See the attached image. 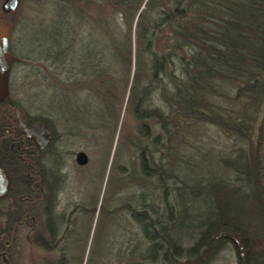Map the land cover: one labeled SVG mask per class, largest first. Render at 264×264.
<instances>
[{
	"label": "trees",
	"instance_id": "obj_1",
	"mask_svg": "<svg viewBox=\"0 0 264 264\" xmlns=\"http://www.w3.org/2000/svg\"><path fill=\"white\" fill-rule=\"evenodd\" d=\"M50 1L73 10L62 22L69 38L59 33L51 44L38 43L34 54L39 68L57 86L61 84L65 96L76 97L74 89L91 90L108 111L124 103L110 72L131 75L129 88L126 81L125 111L137 124L131 147L139 159L133 170L122 167L120 178L139 192L136 204L142 207L130 208L131 215L150 245L141 252L132 249L130 255L138 262L128 264H212L227 245L236 264H264V107L252 151L244 149L224 158V165L219 163L222 176H216L214 167L212 174H200L192 183L180 170L181 166L192 169L211 156L204 153L195 163L182 153L191 124L212 125L231 137L252 141L256 113L264 105V0ZM87 57L94 59L93 78L87 73ZM244 95L253 101L240 116L226 115L219 106L221 96L241 101ZM80 102L76 97L73 107L79 110ZM87 108L83 102L81 112ZM28 144L31 147L32 142ZM31 166L20 161L16 169L6 168L5 197L12 204L5 212L0 210L5 217L1 231L7 233L2 236L0 231V251L9 259L18 246L21 227L33 245L46 248L36 235L30 236L29 220L17 224L19 197L30 193ZM37 167L44 169L39 161ZM183 189L206 191L213 200V213L196 217L191 225L193 243L187 247L180 243L178 225L181 218L190 221L189 207L178 217L172 211L181 205ZM169 195L174 200L171 205L166 200ZM164 200L166 222H161L153 212L158 203L164 207ZM120 210H127V204L110 213ZM0 264H4L1 256Z\"/></svg>",
	"mask_w": 264,
	"mask_h": 264
},
{
	"label": "rangeland",
	"instance_id": "obj_2",
	"mask_svg": "<svg viewBox=\"0 0 264 264\" xmlns=\"http://www.w3.org/2000/svg\"><path fill=\"white\" fill-rule=\"evenodd\" d=\"M25 2L27 3L26 0H23L21 3L19 12V17L23 21L22 32L20 31L22 52L26 58H23L19 69L18 77L21 79V86L18 99L22 109L30 118L37 117L47 119L49 122L53 121L56 135L61 136L59 142L54 141L53 143L54 150L59 152V156L51 157L49 161H46V164L52 169H62L68 173L69 182L66 186L68 190L66 194L70 195L73 192L70 196L75 197L69 199L71 201L69 210L71 211L72 207L78 203L84 207L78 237L74 242L75 246L65 254L66 260L68 259L66 264H128L129 260L138 262L136 257L130 255V251L135 249L141 252L150 245L144 239L142 226L131 219L129 211L120 210L110 213L113 209L122 206L125 203L124 200H129V197H132L134 207L140 209L142 207L139 203L136 204L140 198L138 197L139 192H136L134 187L127 185L122 190L118 188L122 184L121 168L128 166L133 170L138 166L139 159L138 152L131 147L132 136L134 137V134L137 133V124L132 115L125 111V102L128 97L125 89L126 81L128 80L129 88L131 75L125 72H110L116 81L118 97H122L123 94L124 103L122 105L116 103L108 111L103 107L101 101L95 99L94 92L91 90L74 89L77 93V100H82L79 103L81 109L83 102L86 107L88 106L85 112L79 113L77 107L75 105L73 107L72 103L76 97L65 96L64 90L60 88L61 84H58L60 87L57 86L47 72L41 66L39 68V60L34 54L35 48L40 46L38 43L51 44L59 37V33L69 38L68 30L62 22L65 19L68 20L74 12L65 7L61 9L58 4L49 2V0H37L30 9L27 8ZM69 25L70 23H68ZM86 44H88L87 40ZM92 59H86V61H90V71L88 70L87 73L91 78L95 75V72H92L94 60ZM40 61L44 60L41 58ZM49 65L46 63V66ZM39 69L41 73H39ZM218 101L226 115L231 113L234 116H240L246 112L247 106L253 100L244 95L241 97V101L225 99L222 96ZM51 102L52 110L49 107ZM263 107L264 105L256 113L251 143L231 137L212 125L191 124L186 128L187 144L185 152L182 151V153L189 156L190 160L195 163L204 153L210 152L211 156L208 157V160L206 159V162L194 165L192 169L181 166L180 170L185 180L188 178V182L194 183L200 174H212L214 167L216 176H220L222 172L219 170V163L224 165V158L235 157L238 152L244 149L250 153L252 146L255 145L257 128L263 116ZM78 152L85 153L88 159L87 165L79 171L74 161ZM51 159H53V163H51ZM209 175L205 177L211 180L213 177ZM221 178L219 177L218 180ZM177 186H181V183H177ZM79 189H83L89 197L87 198L88 203L85 198L82 197L80 200L77 197ZM198 192L199 190L194 192L187 189L181 190L179 193L181 205L174 206L172 209L178 217L179 214H182V209L186 206L189 207L190 221L181 218L178 225V230L180 227L182 233L179 240L183 247L193 243L189 233L191 235V225L197 221L196 217L206 218L213 213L212 197L208 196L206 191L201 190L197 195ZM166 200L170 205L174 203L171 195L166 197ZM11 204L10 199L3 198L0 201V210L5 212L6 207L9 208ZM164 204L163 207V204L158 203L160 207L154 209L155 216L160 217L161 222H166V202ZM71 218L75 219L76 216ZM4 222L5 217L0 216V231L5 227ZM19 232L21 233L18 235V246L11 255L13 257L9 259L5 256V252H3V256L0 255L4 264H50L51 258L56 261L61 251L49 254L32 244L31 238L30 240L27 238L28 231L26 229L23 231L20 229ZM1 234L2 236L7 235L5 230L1 231ZM114 243L115 246H113ZM111 247H113L112 252ZM212 264H236L232 247L225 246Z\"/></svg>",
	"mask_w": 264,
	"mask_h": 264
},
{
	"label": "flooded vegetation",
	"instance_id": "obj_3",
	"mask_svg": "<svg viewBox=\"0 0 264 264\" xmlns=\"http://www.w3.org/2000/svg\"><path fill=\"white\" fill-rule=\"evenodd\" d=\"M7 1L8 0H0V49H5L9 56L3 95L0 100V188H2L0 201L5 198L8 189L6 168L9 166L13 170L17 168V164H19L20 161L25 164L30 162L32 165L31 168L28 169L31 181L29 188L30 193L19 197V201H21L22 205L19 209L17 207V212L20 214L17 217V224L29 220L31 223L29 231L30 236L36 235L46 247L45 249L41 246L38 248L49 254L54 251H61L56 261L51 258L50 264H66L68 259L66 260L65 254L75 246L74 242L78 237L84 207L82 204L78 203L72 207L73 209L71 211L69 210V204L71 202L69 199L75 198L70 196L73 192H71L70 195L66 194V191H68L66 186L69 182V175L62 169H52L46 164V161H49L51 157L59 156V152L54 150L53 143L54 141L56 143L59 142L61 136L56 135L53 121L48 124L35 121L26 114L20 105L18 95L21 86V79L18 76L20 74L19 69L23 63V58H26L22 52L20 36L23 21L19 17L20 7L23 0H16V8L14 11L5 10L4 6ZM26 1L27 8L30 9L37 0ZM0 62L2 64L5 62V59H2L1 56ZM49 107L51 108L50 110H52V102ZM17 108L24 113L28 127L35 123H41L49 129V141L44 149L39 150L38 146L32 140L27 139L24 133L18 130L17 123L13 116V113ZM81 110V108L78 110L79 113H81ZM27 140L32 142V145H30L31 147H27ZM28 148L31 150L29 151ZM78 153H76L74 158L75 163ZM38 161L44 165L43 170L37 167ZM51 163H53V159H51ZM76 165L78 166L77 168L79 171V169L84 168L87 164L79 166L76 163ZM127 185L128 184H121L118 188L122 190L124 189V186ZM77 192V197L80 200L83 197L87 203L89 202L87 199L89 197L85 194L83 189H79ZM131 198L132 197H129V200L127 201L124 200V204H127L126 211L130 212L131 219L135 221L131 215V210L134 207L132 205L133 199ZM27 205L29 207H26ZM146 206L149 207V204H146ZM159 207L160 206H158V208ZM22 208L25 211L24 215L22 214ZM69 214L76 216V218H71L72 216L70 217ZM153 217L157 216L154 214ZM20 229L23 231L25 228L21 227L19 230ZM20 233L21 232L17 234L19 235ZM104 244H106V242H104ZM113 246H115V243ZM110 249L112 252L113 247ZM111 252L110 254L113 255ZM0 255H4L3 251L0 252Z\"/></svg>",
	"mask_w": 264,
	"mask_h": 264
},
{
	"label": "water",
	"instance_id": "obj_4",
	"mask_svg": "<svg viewBox=\"0 0 264 264\" xmlns=\"http://www.w3.org/2000/svg\"><path fill=\"white\" fill-rule=\"evenodd\" d=\"M15 5H16V0H8L4 8L6 11L8 10L14 11L16 8ZM0 56L2 59H5V62L3 64L0 62V100H1L4 90V84L6 80L9 56L5 49L3 50L0 49ZM13 116L15 122L17 123L18 130L24 133L27 139L32 140L38 146L39 150H42L47 146L49 141L50 131L44 124L35 123L32 124L30 127H28L25 115L19 108H17L14 111ZM87 161H88L87 156L84 153L81 152L77 154L76 163L79 166L86 165ZM1 193H2V188H0V196Z\"/></svg>",
	"mask_w": 264,
	"mask_h": 264
}]
</instances>
